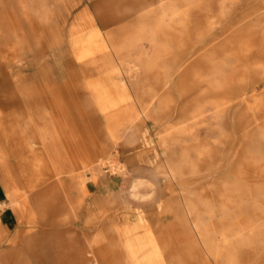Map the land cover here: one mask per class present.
I'll return each instance as SVG.
<instances>
[{"label": "rangeland", "instance_id": "rangeland-1", "mask_svg": "<svg viewBox=\"0 0 264 264\" xmlns=\"http://www.w3.org/2000/svg\"><path fill=\"white\" fill-rule=\"evenodd\" d=\"M263 26L264 0H0V264H264Z\"/></svg>", "mask_w": 264, "mask_h": 264}, {"label": "bare ground", "instance_id": "bare-ground-1", "mask_svg": "<svg viewBox=\"0 0 264 264\" xmlns=\"http://www.w3.org/2000/svg\"><path fill=\"white\" fill-rule=\"evenodd\" d=\"M262 22H263V20H261V19H255L252 22H247V24L251 27V26H254L256 24H261ZM239 23H240L239 19H236L235 21L230 22V23L229 22L224 23V27L217 32L218 34H224L230 28L229 33L226 32L227 36H226V39L223 41L224 43L229 42V41L232 42L233 40H235L241 34H247V31H249V30L246 29V28L240 27L238 25ZM192 27L194 28V31L199 29V25H195L194 24ZM233 27H237V28L233 29L232 33H230V31H231V29ZM262 28H263V31H264V26ZM203 35H204L203 33L199 34V32L196 33V34L190 33L189 36H188V39H186L187 44L191 43L190 46H192L191 47L192 49L190 50L189 47H188L186 50L182 51V53H181L182 55L184 53V55L180 56V65L181 64H185V65L182 68V70L180 72V75H178L179 76L178 77L179 83H182L183 79L187 78L188 74L191 73L194 70L196 64H198V62H199L198 53L197 52H199L202 49V47L197 49V48H195L193 46H197V45H202L203 44V42L205 40L204 38H202ZM212 40H214V38L209 40L208 44L212 43ZM176 68H178V67L176 66ZM181 85L177 86V89L180 91V94H181ZM255 88H256L255 86H252L251 89H243L242 91H236L235 93H231V97L230 98L241 99V100L245 99L246 98L245 97L246 94L249 93V92L253 93ZM252 96H254V95L252 94ZM191 102L192 101H190V103ZM180 115L182 116V114H180ZM199 245L204 250L206 249V245L203 244V241H201V243ZM54 264H64V263H62L61 261H57Z\"/></svg>", "mask_w": 264, "mask_h": 264}]
</instances>
